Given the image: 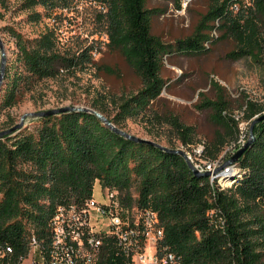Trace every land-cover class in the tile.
Wrapping results in <instances>:
<instances>
[{
	"label": "trees",
	"instance_id": "trees-1",
	"mask_svg": "<svg viewBox=\"0 0 264 264\" xmlns=\"http://www.w3.org/2000/svg\"><path fill=\"white\" fill-rule=\"evenodd\" d=\"M146 1L96 0L105 22L107 47L119 51L141 80L133 91L118 97L98 92L90 103L118 127L124 129L128 118L145 115L160 97L167 85L161 74L166 54L200 52L216 40L230 38L234 47L227 52L229 58L250 57L256 62L263 58L264 0H255L251 8L236 13L225 11L231 0H208L192 32L172 42L151 31L152 19L162 9L148 8ZM68 3L20 0L16 10L27 11V21L39 22ZM9 4V0H0V19ZM36 6L43 12L35 11ZM214 26L217 36L210 35ZM4 29L17 50L15 60L5 63L0 108L14 105L23 93L22 86L35 80L75 74L88 66L114 72L94 58L99 49L93 42L63 46L56 26H44L33 37L15 26ZM210 82L215 96L199 91L194 106L209 110L217 126L214 137L203 142L200 154L212 160L237 137L239 127L224 86ZM244 98L243 117L250 121L264 110V102ZM110 103L114 113L108 109ZM154 115L172 125L185 149H192L191 125L171 113ZM37 121L33 129L22 127L0 138V243L11 248L0 264H20L32 237L45 251L57 207L82 203L92 195L95 181L116 188L129 206L155 210L163 229L158 246L179 255L181 264H264V119L253 125V141L230 163L240 169V176L229 173L233 182L224 187L217 178L194 174L179 153L126 138L92 112L66 111L37 117Z\"/></svg>",
	"mask_w": 264,
	"mask_h": 264
},
{
	"label": "rangeland",
	"instance_id": "rangeland-1",
	"mask_svg": "<svg viewBox=\"0 0 264 264\" xmlns=\"http://www.w3.org/2000/svg\"><path fill=\"white\" fill-rule=\"evenodd\" d=\"M19 1L9 0V9L0 19L6 64L15 60L17 48L4 26H15L27 37L37 35L44 26H56L63 46L76 47L93 42L99 49L93 53L94 58L110 65L114 72L88 66L75 74L35 80L30 85L24 84L23 93L17 102L10 107L0 108V130L10 126L13 121L17 122L23 112L66 104L90 107L98 92L118 97L140 86V77L123 55L107 47L105 22L98 14L101 6L96 0H69L67 7L56 9L50 18L42 17L39 22L27 21V11L16 10ZM207 3L208 0H193L188 10L179 14L174 11L176 4L172 0H147L148 8L162 9V14L152 19L151 31L171 42L186 36L192 32L199 15L205 12ZM34 10L43 12L39 6L34 7ZM0 11L3 12L2 9ZM233 47L234 42L230 38H222L200 52L166 54L161 71L167 79L166 87L153 102L151 109L141 117L128 118L124 129L135 135L157 140L163 145L173 143L174 147L182 148L183 144L172 125L166 121L160 122L154 115L171 113L183 123L192 126L194 142L191 145L194 151V148L212 139L217 128L210 119L209 110H199L194 106L199 98V91L210 97L215 96L210 81L216 80L225 88L231 114L237 119L239 133H245L250 121L243 117L244 97L264 102V55L260 62L250 57L232 59L227 56V52ZM108 109L110 113H114L115 106L110 103ZM37 124V117H26L22 127L33 129ZM220 158L223 162L226 160L223 156ZM102 190L100 183L95 181L92 195L100 199ZM39 259L38 248L30 246L20 264H32Z\"/></svg>",
	"mask_w": 264,
	"mask_h": 264
},
{
	"label": "built area",
	"instance_id": "built-area-1",
	"mask_svg": "<svg viewBox=\"0 0 264 264\" xmlns=\"http://www.w3.org/2000/svg\"><path fill=\"white\" fill-rule=\"evenodd\" d=\"M193 0H178L175 12L185 13ZM255 0H231L225 6V11L236 13L251 8ZM217 25L218 22L216 21ZM214 26L211 36H217ZM209 45V41H205ZM247 139V131L238 133L224 149L231 155ZM189 158L200 170H213L223 160L202 159L200 154L203 145L185 149ZM191 150V151H190ZM191 153L193 156H191ZM240 176V169L234 164H226L222 169L212 173L210 180L217 178L224 187L233 182L228 174ZM229 179L222 183L221 178ZM210 212H212L210 210ZM222 223L223 219L219 216ZM51 237L45 251L32 237L31 246L38 248L40 259L32 264H181V258L175 252L158 246L163 229L157 212L147 206H129L121 201L116 188L103 187L102 197L93 195L82 203L59 205L50 220ZM4 247V248H3ZM9 246L0 243V262Z\"/></svg>",
	"mask_w": 264,
	"mask_h": 264
},
{
	"label": "water",
	"instance_id": "water-1",
	"mask_svg": "<svg viewBox=\"0 0 264 264\" xmlns=\"http://www.w3.org/2000/svg\"><path fill=\"white\" fill-rule=\"evenodd\" d=\"M4 69H5V50H4L3 42H2V39L0 36V84L2 83V80H3ZM73 110L74 111L84 110V111H89V112L94 113L96 116H98L102 120V122L105 125H107L109 128H111L115 132L123 135L126 138L132 139L134 141L154 144V145H156L162 149H165V150H168L171 152L179 153L180 155H182L185 158L189 168L192 170V172L194 174H196V175H209V176L212 173H215L216 171L222 169L226 164L232 163V162L237 160V158L241 155L243 150L254 139V133H253V129H252L253 125L256 122H258L259 120L264 119V111L261 113L255 114L249 123V127H248L249 133H248L247 139L242 143V145L240 147H238L235 150V152L229 158L224 160V162H222L219 166H217L213 170H209V169L200 170L198 167H196L194 165V163L189 158L187 152L183 148H181V147H168L166 145L161 144L160 142H157L154 139L135 135V134H133V133L121 128V127L116 126L104 113L100 112L97 109H94L92 107L85 106V105L66 104V105L49 107V108L35 110V111L33 110V111L23 112L17 122H15L12 125L0 130V138H2L6 134H12V133H15L16 131H18L23 126L24 120L26 117H41V116H45V115L59 114V113H63L66 111H73Z\"/></svg>",
	"mask_w": 264,
	"mask_h": 264
},
{
	"label": "bare ground",
	"instance_id": "bare-ground-1",
	"mask_svg": "<svg viewBox=\"0 0 264 264\" xmlns=\"http://www.w3.org/2000/svg\"><path fill=\"white\" fill-rule=\"evenodd\" d=\"M221 180H222V181H221ZM220 181H221L222 183H224V182H225V183H229V181L227 180V178H221Z\"/></svg>",
	"mask_w": 264,
	"mask_h": 264
}]
</instances>
